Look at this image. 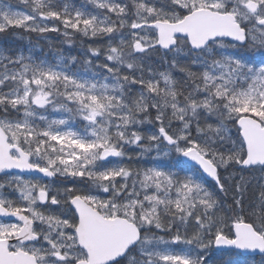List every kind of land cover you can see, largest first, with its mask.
<instances>
[{
    "label": "snow or ice",
    "instance_id": "1",
    "mask_svg": "<svg viewBox=\"0 0 264 264\" xmlns=\"http://www.w3.org/2000/svg\"><path fill=\"white\" fill-rule=\"evenodd\" d=\"M17 3L92 43L0 50V264H264V0Z\"/></svg>",
    "mask_w": 264,
    "mask_h": 264
},
{
    "label": "trees",
    "instance_id": "2",
    "mask_svg": "<svg viewBox=\"0 0 264 264\" xmlns=\"http://www.w3.org/2000/svg\"><path fill=\"white\" fill-rule=\"evenodd\" d=\"M74 2L77 5L83 4L84 2L82 0H74ZM10 31H12V34L10 33ZM7 33H0V50H10L14 47L16 49H18L19 51H26L27 46H26V42L25 40H22L20 37L17 36L16 30H10ZM21 31V30H20ZM53 35L58 36L59 38L62 39L63 41V45L65 46L64 48H66L63 51V54L65 56H77L79 59L83 60L84 58L81 56V51H79L77 48L78 43L76 42V40L73 42V44L71 46H69L68 48L66 47L67 43L64 42L63 37L59 36L58 34L52 33ZM28 35L30 36V49L32 50V55H34L37 59H48L50 56V52L48 50H46L44 47V45H47L45 42H42L41 40H37L34 39L35 34H30L28 33ZM38 48L41 49V52H38ZM46 52L45 58L43 57L44 54ZM12 53V52H11ZM155 60V58H153ZM49 61V60H48ZM176 75H178V73H176ZM138 87V86H136Z\"/></svg>",
    "mask_w": 264,
    "mask_h": 264
},
{
    "label": "rangeland",
    "instance_id": "3",
    "mask_svg": "<svg viewBox=\"0 0 264 264\" xmlns=\"http://www.w3.org/2000/svg\"><path fill=\"white\" fill-rule=\"evenodd\" d=\"M82 1L84 2V0H82ZM8 2H11L14 5V7H17V8H22L23 7L22 5H19L17 3V0H8ZM12 30H16V29H12ZM16 31H18V32H16L17 36L20 37L22 40H25V42H26L27 49H26V51H24V53L27 54L31 50L30 49V43H31L30 36L28 35V33H24L22 30L21 31L20 30H16ZM10 33L12 34V31H10ZM34 39L42 40V41H45V42L48 43L47 50L50 52L51 58H52V60L54 62H55L56 57L59 54H61V53L63 54V51L66 49V48H64L65 46L63 45L62 39H60L58 36L53 35V34H50L48 39L40 38V37H38L35 34ZM76 42L78 43V46H79L77 49L79 51H81V53H80L81 56L83 58H85V56H86V50H87L89 44L92 43V42L91 41H88V40H85L83 38L76 39ZM97 46H102V44H101L100 41H97ZM66 47L68 48L69 45L67 44ZM40 50L41 49L38 48V52ZM11 52H12V54H16L17 52H22V51H19L18 49H16V48L13 47L11 49ZM31 53H32V50H31ZM100 60H103V56L100 57ZM97 62H98L97 60H95V59L93 60V63H97ZM156 63L158 64V61H156ZM179 76H180V74L178 73L177 77H179ZM230 258H232V257H230L228 255H225L223 257L224 260H227V259H230Z\"/></svg>",
    "mask_w": 264,
    "mask_h": 264
}]
</instances>
